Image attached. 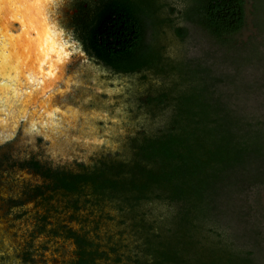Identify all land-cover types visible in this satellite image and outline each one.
I'll use <instances>...</instances> for the list:
<instances>
[{"label":"rangeland","instance_id":"rangeland-1","mask_svg":"<svg viewBox=\"0 0 264 264\" xmlns=\"http://www.w3.org/2000/svg\"><path fill=\"white\" fill-rule=\"evenodd\" d=\"M28 1L41 8L46 19L47 26L43 23V28L47 40L41 43L46 49L40 46V52L34 54V68H46L45 77L36 80L29 75V60L18 59L19 63L24 62L19 65L22 71L11 80L0 79V103L6 102L3 98L8 96V103L17 98L20 103H13L21 104L26 95L34 94L49 81L47 68L56 56H65L68 62L59 83L45 91L49 96L39 98L43 104L37 103L36 111L22 115L28 107L7 109V104L0 105V264H76V233L84 234L92 248L105 253L89 264L149 261L147 242L157 241L158 234L167 238L170 229H176L168 220L173 214L172 205L157 198L131 205L120 196L94 194L89 184L78 191L67 190L57 186L54 176L63 171L90 172L103 164L131 162L136 158L134 143L146 135L153 138L162 134L167 119L176 111L178 96L192 86L194 79L184 75L187 63L201 62L217 73L234 74L232 86L221 81L217 90L225 92L233 106L240 105L248 114L264 121V0H247L246 26L235 36L244 57L238 72L231 65L233 58H224L228 48L181 16L186 0H158L161 21L156 31L149 33V39L159 49L160 60L128 72L115 70L84 43L77 24L78 7L90 9L100 0H49L46 13L43 0ZM178 25L189 28L186 37L177 35ZM14 32L10 28L9 36ZM29 38L36 41L38 32L34 30ZM6 51L4 57L9 58V50ZM78 52L84 53L82 58ZM26 79H30L31 86L22 92ZM162 94H167L166 99H162ZM160 102L162 105H158ZM12 117L18 118L10 127ZM19 125H23L22 131L17 129ZM129 129L131 134L124 138ZM217 217L219 222L203 221L196 235L199 246L223 243L228 241L227 236L238 242L239 234L245 231L255 235V221H260L258 226L264 234V184L253 185L240 195L234 193L223 214Z\"/></svg>","mask_w":264,"mask_h":264},{"label":"trees","instance_id":"trees-1","mask_svg":"<svg viewBox=\"0 0 264 264\" xmlns=\"http://www.w3.org/2000/svg\"><path fill=\"white\" fill-rule=\"evenodd\" d=\"M185 4L181 16L228 48L224 58H233L231 65L238 72L244 57L235 36L246 26L247 0H186ZM160 7L158 0H100L90 9L78 7L77 24L89 51L115 70L134 71L160 60L159 49L149 39L161 21ZM175 31L184 38L189 28L178 25ZM186 71L185 77L194 79L192 86L178 96L176 111L162 134L146 135L134 143L136 158L103 164L90 172H59V180L54 176L56 184L75 191L89 184L94 194L120 196L131 205L154 198L172 205L168 220L176 229H170L167 238L158 234L157 241L149 240L150 260L136 264H264L260 221L254 222L260 231L255 229V235L245 231L238 242L230 236L207 247L196 241L203 221L219 222L217 216L234 193L264 184V121L240 105L233 106L229 96L217 90L221 81L232 86L234 74L217 73L201 62L187 63ZM73 235L79 245L76 264L94 263L97 256L105 255L92 248L84 234Z\"/></svg>","mask_w":264,"mask_h":264},{"label":"bare ground","instance_id":"bare-ground-1","mask_svg":"<svg viewBox=\"0 0 264 264\" xmlns=\"http://www.w3.org/2000/svg\"><path fill=\"white\" fill-rule=\"evenodd\" d=\"M6 0H3L0 6V19H1V24H0V37H2L3 35H6L5 38H0L2 41H0V51H3L2 57L0 58V79L2 78H6L11 80L12 76L15 75L18 72H21V64H23L24 62H26L27 60H29V63H32L29 67V70H31V74L29 73V75L34 76L36 78V76L39 78L43 77L42 74H45L46 72L42 69H39V71H36L34 68V64H35V59H36V55L34 56V54H38V52H40L42 47V44L46 43L47 40V34L45 35V29L43 28V23L46 24V19L44 18V15L42 14V10L41 8H35L36 6L33 4H29L28 0H8L7 1V5L5 6V2ZM47 1L49 0H43V4L45 5L46 8L45 9V13L47 11ZM51 2V1H50ZM41 4V3H40ZM57 4V3H56ZM49 5V4H48ZM39 6V5H38ZM54 7V6H53ZM58 8V7H57ZM58 10V9H57ZM59 11V10H58ZM44 13V14H45ZM52 13V12H51ZM54 13V12H53ZM52 15V14H51ZM58 16V14H57ZM57 24V23H56ZM12 25L16 26V29H14V33H12L10 36L8 34V30L12 27ZM49 26V25H48ZM34 27V28H33ZM48 29V28H47ZM37 31L38 32V36L39 39H37L36 41H33V39L29 38L30 36L33 35L34 33ZM54 30V29H53ZM10 32V31H9ZM13 32V31H12ZM48 32V31H47ZM53 32V31H52ZM51 32V33H52ZM56 31H54L55 34ZM40 34V35H39ZM57 34V33H56ZM49 35V34H48ZM55 36V35H54ZM49 37V36H48ZM56 37V36H55ZM58 39V38H57ZM57 39L56 40L57 42ZM26 42L28 44H26ZM59 42V41H58ZM24 43V44H23ZM60 43V42H59ZM12 44V45H11ZM41 44V45H40ZM65 44V43H64ZM11 45V46H10ZM67 45V44H66ZM8 46H10V48H8ZM44 48V46L42 47ZM58 48V47H57ZM9 50V58H5L4 55H6V50ZM46 49V48H44ZM72 49V48H71ZM70 49V50H71ZM49 51V49H48ZM51 51V50H50ZM49 51V52H50ZM78 51V50H77ZM76 51V53H77ZM74 52V51H73ZM61 53V52H60ZM45 54V53H44ZM47 54V53H46ZM49 54V53H48ZM59 54V53H58ZM57 54V55H58ZM71 54V53H70ZM84 53L78 52V57L82 58ZM61 55V54H60ZM40 56V54L38 55ZM47 56V55H46ZM85 57V56H84ZM24 62L19 63V60L22 59V61L24 60ZM27 58V59H26ZM61 58H63L64 60L62 62H60ZM19 59V60H18ZM51 59V58H50ZM52 60V59H51ZM71 61V60H70ZM15 62V63H14ZM43 62V61H41ZM47 62V61H46ZM50 62V61H49ZM67 58H65V56H56L55 60L52 61V66L49 65V67L47 68L49 71V76L50 79L48 78L47 83L45 85H43L42 88H39L37 92H35L34 94L30 95H26V97L28 98L26 101H31V103H33L32 106H29L28 109L31 111H36L38 107H34L37 103L40 105L43 104V102H41V100L39 99L40 97L44 96H49L47 95V92L49 90H51L54 86H56L59 83V80L56 81L53 79V77L56 75V71H59L58 74L62 75V72L64 71V67H66L65 63H67ZM49 64V63H48ZM58 65L57 70L56 69V65ZM44 65V64H43ZM7 66H9L8 68H6ZM17 66V68H15ZM34 68V69H32ZM96 68V67H95ZM46 70V68H44ZM20 70V71H19ZM34 70V71H33ZM41 71H43V73H41ZM27 72V71H26ZM38 72L39 75H35V73ZM27 75V74H26ZM69 75V74H68ZM67 75V76H68ZM70 76V75H69ZM29 77V76H28ZM45 77V76H44ZM62 77V76H61ZM33 79V78H32ZM61 79V78H60ZM82 79V78H81ZM94 79V78H93ZM19 80V79H18ZM28 80V79H27ZM38 80V79H36ZM64 80V79H63ZM79 80V79H78ZM7 81V80H6ZM32 81V80H31ZM68 81V80H67ZM42 82V81H41ZM72 82V81H70ZM5 84V83H4ZM16 87V86H15ZM70 87V86H69ZM80 87V86H79ZM31 88V87H30ZM55 89V88H54ZM30 89H28L27 91H29ZM45 91H47L45 93ZM54 91V90H53ZM58 93V92H56ZM63 93V92H62ZM68 93V91H67ZM73 93V92H72ZM24 95V94H23ZM29 95L31 97H29ZM59 95V94H58ZM22 96V95H21ZM60 96V95H59ZM2 97V96H0ZM8 97V96H7ZM56 97V96H55ZM58 97V96H57ZM13 98V97H12ZM111 98V97H110ZM4 103H0V105H6L7 104V109H10L11 107L13 108H20L18 107L19 105L14 104V103H8L9 100L8 98L4 97L3 98ZM14 100V99H13ZM24 99L21 100V103L23 102ZM63 100V99H62ZM93 100V99H92ZM97 100V99H96ZM57 101V100H56ZM73 101V100H72ZM55 102V101H54ZM46 103V102H45ZM104 103V102H103ZM22 105V104H20ZM53 105V104H52ZM79 105V104H78ZM99 106V105H98ZM6 107V106H4ZM22 107L27 108L26 104L22 105ZM34 107V108H33ZM71 108V107H70ZM92 108V107H91ZM104 108V107H103ZM79 109V108H78ZM27 110L26 112H24L22 115H26L28 113ZM40 110V109H39ZM64 110V109H63ZM103 110V109H102ZM7 112V111H6ZM55 112V111H54ZM80 112V111H78ZM85 112V111H84ZM83 112V113H84ZM106 112V111H104ZM103 112V113H104ZM5 113V112H4ZM12 113V112H11ZM38 113V111H37ZM74 113V112H73ZM55 114V113H54ZM93 114V113H92ZM95 114V113H94ZM105 114V113H104ZM69 115V114H68ZM78 115V113H77ZM76 115V116H77ZM83 114L81 113V116ZM86 115V114H84ZM96 115V114H95ZM109 115V114H108ZM20 116V115H19ZM18 116V117H19ZM40 116V115H39ZM62 116V115H61ZM98 116V115H97ZM101 116V115H100ZM115 116V115H114ZM17 117V118H18ZM27 117V116H26ZM35 117V116H34ZM44 117V116H43ZM42 117V119H43ZM63 117V116H62ZM88 117V116H86ZM94 117V116H93ZM96 117V116H95ZM17 118H11V122L9 123V126L11 127L13 124H15L17 122ZM29 118V117H28ZM37 118V117H36ZM45 118V117H44ZM65 118V117H64ZM81 118V117H80ZM110 118V117H109ZM113 118V117H112ZM1 119H3L1 117ZM27 119V118H26ZM71 119V117H70ZM74 119V117H73ZM83 120V118H81ZM86 119V118H85ZM96 120V118H94ZM21 120V119H20ZM47 120V119H46ZM54 120V119H53ZM72 120V119H71ZM27 121V120H26ZM91 122V121H90ZM39 123V122H38ZM55 123V122H54ZM18 124V123H17ZM34 124V123H33ZM44 124V123H43ZM64 124V123H63ZM87 124V123H86ZM97 124V123H96ZM39 125V124H38ZM56 125V124H55ZM31 126V125H30ZM80 126V123H79ZM89 126V125H88ZM110 126V125H109ZM3 127V126H2ZM16 127V126H15ZM41 127V126H40ZM47 127V126H45ZM52 127V126H51ZM5 128V127H4ZM3 128V129H4ZM80 128V127H79ZM78 128V129H79ZM86 128V125H85ZM92 128V127H91ZM11 129V128H10ZM42 129V128H41ZM77 129V130H78ZM97 129V128H96ZM53 130V129H52ZM58 130V129H57ZM61 130V129H60ZM59 130V131H60ZM81 130V129H80ZM83 130V129H82ZM89 130V129H88ZM98 130V129H97ZM6 131V130H5ZM68 131V130H67ZM95 131V130H93ZM58 132V131H57ZM87 133V131H86ZM96 133V132H95ZM48 134V133H47ZM80 134V133H79ZM88 134H90L88 132ZM87 134V136H88ZM9 135V134H8ZM62 135V134H61ZM68 135V133H67ZM71 135V134H70ZM64 136V135H63ZM62 136V137H63ZM7 137V136H6ZM10 137V136H9ZM59 137V136H58ZM82 137V136H81ZM76 138V136H75ZM87 138V137H86ZM93 138V137H92ZM71 139V138H70ZM78 139V138H76ZM83 139V138H82ZM66 140V139H65ZM63 141V140H62ZM69 141V140H68ZM93 141V139H92ZM83 142V140L81 141ZM85 142V141H84ZM88 142V141H87ZM64 144V143H63Z\"/></svg>","mask_w":264,"mask_h":264},{"label":"water","instance_id":"water-1","mask_svg":"<svg viewBox=\"0 0 264 264\" xmlns=\"http://www.w3.org/2000/svg\"><path fill=\"white\" fill-rule=\"evenodd\" d=\"M2 1H3V0H0V6H1V3H3ZM7 1H8V0L4 1V2H5V4H4L5 6H8V5H7ZM0 24H1V19H0ZM12 28L16 29V26H15V25H12L11 29H12ZM68 31H69V34H70V30H69V29H68ZM5 37H6V35H3V36L0 37V38L3 39V38H5ZM0 41H2V40L0 39ZM76 42H77V41H76ZM78 44L80 45L79 42H78ZM11 45H12V44H11ZM11 45H10V46H11ZM10 46H8V48H10ZM80 47H81V45H80ZM81 48H82V47H81ZM83 51H84V50H83ZM84 52H85V51H84ZM2 54H3V51H0V58L2 57ZM85 54H86V52H85ZM86 56H87V55H86ZM0 62H2V61H0ZM31 64H32V63H31ZM73 65H75V64L73 63V64L71 65V67L69 68V71H68L69 73H71V72L73 71V68H74ZM8 67H9V66H7L6 68H8ZM42 70L45 71L44 68H42ZM33 71H34V70H33ZM41 73H43V71H41ZM35 75H39V73L36 72ZM42 75L45 76L44 74H42ZM61 76H62V75L58 74V75L56 76L55 80L58 81V80L61 78ZM65 77H66V76H65ZM39 78H41V77H39ZM39 78L36 76L35 79H39ZM64 79H65V78H64ZM61 83H63V81H62ZM28 86H31V84H30V79H28V80L26 79L25 85H23V86L21 87L22 92L25 91V89H26ZM6 98H8V97H6ZM27 99H28V98L25 97L24 100H23V102H22L21 104H22V105L26 104L27 107L32 106L33 103H31V101H29V100L26 101ZM11 101H12L11 103H13V102H14V103H15V102L20 103L19 100H18L17 98H15V100L11 99ZM57 103H59V101H58ZM22 105L19 104L18 107H21ZM29 109H30V108H29ZM29 109H28V110H29ZM55 111H56V110H55ZM103 120H105V119H103ZM22 121H24L23 118H22L21 122H22ZM17 129L22 131V130H23V125H19ZM18 130H17V131H18ZM130 130H131V129H129V130L125 133L124 138H127L128 133L131 134V131H130ZM40 136H42V135H40ZM42 137H43V136H42ZM43 138H44V137H43ZM124 140H126V139H124ZM2 142H3V141H2ZM2 142H1V143H2Z\"/></svg>","mask_w":264,"mask_h":264},{"label":"flooded vegetation","instance_id":"flooded-vegetation-1","mask_svg":"<svg viewBox=\"0 0 264 264\" xmlns=\"http://www.w3.org/2000/svg\"><path fill=\"white\" fill-rule=\"evenodd\" d=\"M63 172H65V171H63ZM54 179L56 180V178L54 177ZM57 181V180H56Z\"/></svg>","mask_w":264,"mask_h":264}]
</instances>
